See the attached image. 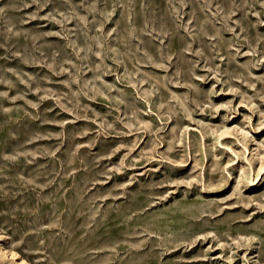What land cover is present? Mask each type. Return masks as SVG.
Instances as JSON below:
<instances>
[{
  "label": "rangeland",
  "instance_id": "374dc122",
  "mask_svg": "<svg viewBox=\"0 0 264 264\" xmlns=\"http://www.w3.org/2000/svg\"><path fill=\"white\" fill-rule=\"evenodd\" d=\"M2 246L264 264V0H0Z\"/></svg>",
  "mask_w": 264,
  "mask_h": 264
},
{
  "label": "bare ground",
  "instance_id": "6f19581e",
  "mask_svg": "<svg viewBox=\"0 0 264 264\" xmlns=\"http://www.w3.org/2000/svg\"><path fill=\"white\" fill-rule=\"evenodd\" d=\"M0 252L5 256H9L10 259L12 260H16L18 264H26L25 260L23 258H18L16 259V253H14L12 250L2 246L1 249H0Z\"/></svg>",
  "mask_w": 264,
  "mask_h": 264
}]
</instances>
